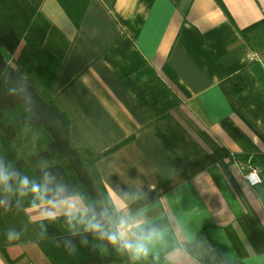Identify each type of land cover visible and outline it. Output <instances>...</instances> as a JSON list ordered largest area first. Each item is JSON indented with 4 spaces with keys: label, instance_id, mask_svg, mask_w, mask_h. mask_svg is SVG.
Here are the masks:
<instances>
[{
    "label": "crops",
    "instance_id": "obj_1",
    "mask_svg": "<svg viewBox=\"0 0 264 264\" xmlns=\"http://www.w3.org/2000/svg\"><path fill=\"white\" fill-rule=\"evenodd\" d=\"M38 7L56 48L37 49L34 80L98 156L112 204L126 190L127 211L164 232L150 255L264 264V183L245 179L264 178V0H88L77 25L58 0ZM8 252L0 264H52L35 242Z\"/></svg>",
    "mask_w": 264,
    "mask_h": 264
},
{
    "label": "trees",
    "instance_id": "obj_2",
    "mask_svg": "<svg viewBox=\"0 0 264 264\" xmlns=\"http://www.w3.org/2000/svg\"><path fill=\"white\" fill-rule=\"evenodd\" d=\"M58 1L77 25L88 0ZM48 26L38 0H0V47L11 56L6 61L0 53V158L32 177L51 172L58 182L77 190L90 208L97 213L107 209L109 217H114L113 204L95 166L98 156L70 139L68 117L34 80L42 69L40 55L37 49L24 46L39 45ZM12 199L15 202L16 197ZM29 201L30 197L24 198L7 211L0 207V250L9 261H13L8 252L11 245L30 241L39 245L52 264H132L127 255L82 226L70 230L63 215L52 222L31 220L25 207L35 203ZM10 229L21 233L19 240L7 239L5 233ZM69 241L76 248L74 253L65 250ZM167 262L160 254L149 255L139 264Z\"/></svg>",
    "mask_w": 264,
    "mask_h": 264
},
{
    "label": "clouds",
    "instance_id": "obj_3",
    "mask_svg": "<svg viewBox=\"0 0 264 264\" xmlns=\"http://www.w3.org/2000/svg\"><path fill=\"white\" fill-rule=\"evenodd\" d=\"M249 183H264L259 170L249 172ZM0 193H3L0 195V207L5 211L10 210L14 203L18 207L22 199L30 197L29 202L42 209L40 220L52 222L63 215L70 230L82 226L85 232L98 235L99 239L105 240L118 253L127 255L132 264L146 260L155 246L166 247L163 231L155 226H147L143 215L127 211L129 194L124 189L117 195L119 203L113 202L116 215L109 217L107 209L97 213L85 204L84 197L77 190L58 182L51 172L45 170L39 176L32 177L0 158ZM12 197H16L15 202ZM5 235L9 241L21 237L20 232L11 229ZM64 247L69 253L76 251L70 241ZM223 255L229 258L228 253ZM167 264H179V258L168 260Z\"/></svg>",
    "mask_w": 264,
    "mask_h": 264
},
{
    "label": "rangeland",
    "instance_id": "obj_4",
    "mask_svg": "<svg viewBox=\"0 0 264 264\" xmlns=\"http://www.w3.org/2000/svg\"><path fill=\"white\" fill-rule=\"evenodd\" d=\"M42 42H43V38H42V40H41V43L38 45V43H35V44H30V43H26L25 44V46H24V48H26V49H30V48H32V49H38L39 47H42L43 48V46H42ZM30 45L32 46V47H30ZM23 48V49H24ZM41 48V49H42ZM55 48H56V44H53V43H51L50 41L47 43V44H45V46H44V48H43V51H45V56L46 55H49L48 53H52V54H54V50H55ZM22 52V51H21ZM33 53V52H32Z\"/></svg>",
    "mask_w": 264,
    "mask_h": 264
},
{
    "label": "built area",
    "instance_id": "obj_5",
    "mask_svg": "<svg viewBox=\"0 0 264 264\" xmlns=\"http://www.w3.org/2000/svg\"><path fill=\"white\" fill-rule=\"evenodd\" d=\"M247 59H248L249 61L256 60V59H258V55H257L256 53L252 52V51H248V53H247ZM254 169L258 170L257 167H251V168L249 169V171L245 174V179H246L247 183H248L249 185H251V186H253V184H250V183H249V172H250L251 170H254ZM257 184H258V183L254 184V185H257Z\"/></svg>",
    "mask_w": 264,
    "mask_h": 264
},
{
    "label": "water",
    "instance_id": "obj_6",
    "mask_svg": "<svg viewBox=\"0 0 264 264\" xmlns=\"http://www.w3.org/2000/svg\"><path fill=\"white\" fill-rule=\"evenodd\" d=\"M0 53L6 61H10L11 56L8 51L2 46L0 47Z\"/></svg>",
    "mask_w": 264,
    "mask_h": 264
}]
</instances>
